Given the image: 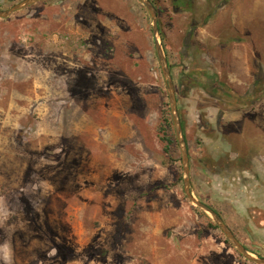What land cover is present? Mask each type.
<instances>
[{
    "label": "rangeland",
    "instance_id": "1",
    "mask_svg": "<svg viewBox=\"0 0 264 264\" xmlns=\"http://www.w3.org/2000/svg\"><path fill=\"white\" fill-rule=\"evenodd\" d=\"M152 1L193 194L264 257V93L233 113L188 81L206 70L243 93L264 72V0ZM215 225L185 195L140 0H41L0 18V264H256Z\"/></svg>",
    "mask_w": 264,
    "mask_h": 264
},
{
    "label": "water",
    "instance_id": "2",
    "mask_svg": "<svg viewBox=\"0 0 264 264\" xmlns=\"http://www.w3.org/2000/svg\"><path fill=\"white\" fill-rule=\"evenodd\" d=\"M41 0H21L20 2L14 4L8 9L0 10V18H8L14 12L26 8L32 4H35ZM141 3L146 7L152 17V32L155 41V49L157 53V58L160 64V68L163 74V77L167 83V93L169 96V104L171 109V115L175 127V133L177 142L181 151V158L183 164V179H184V192L186 197L201 211L207 214L212 221L222 230L224 235L226 236L229 243L246 259L256 263V264H264V257L258 256L249 251V249L238 239L236 234L230 228V226L226 223L221 214L212 208L207 203L198 199L192 191L191 188V167H190V155L189 149L187 145V140L185 137V133L183 130V126L181 123V118L178 109V100L175 84L173 81L171 68L166 56V52L161 41L160 35V26H159V14L158 8L152 0H140Z\"/></svg>",
    "mask_w": 264,
    "mask_h": 264
},
{
    "label": "flooded vegetation",
    "instance_id": "3",
    "mask_svg": "<svg viewBox=\"0 0 264 264\" xmlns=\"http://www.w3.org/2000/svg\"><path fill=\"white\" fill-rule=\"evenodd\" d=\"M192 33L193 29L189 31L188 36L190 37ZM188 81H192L194 85L205 89L208 95L217 102L231 106L233 113L252 106L261 99V94L264 93V72L262 69H258L256 77L252 80L253 82L243 93H240L234 86L223 83L220 78L209 74L206 70L201 71L198 75L194 74V77L189 78ZM218 110L217 121L224 116V111L220 107H218ZM208 126V124L204 125L203 129H207Z\"/></svg>",
    "mask_w": 264,
    "mask_h": 264
},
{
    "label": "trees",
    "instance_id": "4",
    "mask_svg": "<svg viewBox=\"0 0 264 264\" xmlns=\"http://www.w3.org/2000/svg\"><path fill=\"white\" fill-rule=\"evenodd\" d=\"M176 2L178 1V0H175ZM177 3H179V2H177ZM183 4H185V0H182V4H178V6H182L183 7ZM193 28V27H192ZM192 30V29H191ZM164 141H166V143L167 144H170V143H173L174 141L172 140V139H170V138H166V139H164ZM168 146V145H167ZM167 146H166V148H167ZM216 227H218L217 225H215ZM219 228V227H218ZM226 242L228 243V244H230L229 243V241L226 239Z\"/></svg>",
    "mask_w": 264,
    "mask_h": 264
}]
</instances>
